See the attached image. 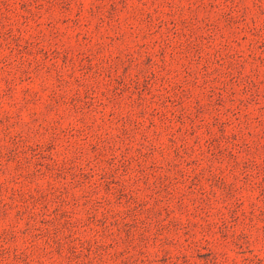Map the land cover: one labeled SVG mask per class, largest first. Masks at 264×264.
<instances>
[{"label": "rangeland", "instance_id": "rangeland-1", "mask_svg": "<svg viewBox=\"0 0 264 264\" xmlns=\"http://www.w3.org/2000/svg\"><path fill=\"white\" fill-rule=\"evenodd\" d=\"M0 264H264V0H0Z\"/></svg>", "mask_w": 264, "mask_h": 264}]
</instances>
